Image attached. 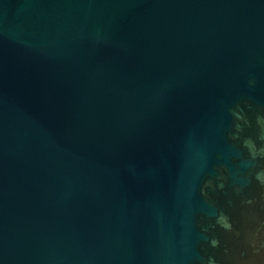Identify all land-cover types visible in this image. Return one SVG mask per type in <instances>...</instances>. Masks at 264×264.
Listing matches in <instances>:
<instances>
[{
	"label": "water",
	"instance_id": "1",
	"mask_svg": "<svg viewBox=\"0 0 264 264\" xmlns=\"http://www.w3.org/2000/svg\"><path fill=\"white\" fill-rule=\"evenodd\" d=\"M0 264H264V0H0Z\"/></svg>",
	"mask_w": 264,
	"mask_h": 264
}]
</instances>
